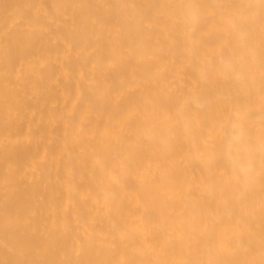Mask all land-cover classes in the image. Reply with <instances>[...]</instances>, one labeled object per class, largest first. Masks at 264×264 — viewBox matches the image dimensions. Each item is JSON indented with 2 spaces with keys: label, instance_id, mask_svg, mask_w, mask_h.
<instances>
[{
  "label": "bare ground",
  "instance_id": "bare-ground-1",
  "mask_svg": "<svg viewBox=\"0 0 264 264\" xmlns=\"http://www.w3.org/2000/svg\"><path fill=\"white\" fill-rule=\"evenodd\" d=\"M0 264H264V0H0Z\"/></svg>",
  "mask_w": 264,
  "mask_h": 264
}]
</instances>
